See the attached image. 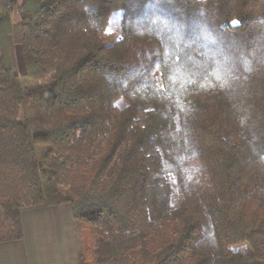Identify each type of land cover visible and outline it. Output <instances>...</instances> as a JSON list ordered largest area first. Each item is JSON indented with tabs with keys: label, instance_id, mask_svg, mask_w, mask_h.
Instances as JSON below:
<instances>
[{
	"label": "trees",
	"instance_id": "16d2710c",
	"mask_svg": "<svg viewBox=\"0 0 264 264\" xmlns=\"http://www.w3.org/2000/svg\"><path fill=\"white\" fill-rule=\"evenodd\" d=\"M21 1L0 4V243L67 203L78 264H262L264 0Z\"/></svg>",
	"mask_w": 264,
	"mask_h": 264
},
{
	"label": "crops",
	"instance_id": "0c3cea01",
	"mask_svg": "<svg viewBox=\"0 0 264 264\" xmlns=\"http://www.w3.org/2000/svg\"><path fill=\"white\" fill-rule=\"evenodd\" d=\"M20 219L23 237L0 243V264H78L68 204L25 208Z\"/></svg>",
	"mask_w": 264,
	"mask_h": 264
},
{
	"label": "rangeland",
	"instance_id": "374dc122",
	"mask_svg": "<svg viewBox=\"0 0 264 264\" xmlns=\"http://www.w3.org/2000/svg\"><path fill=\"white\" fill-rule=\"evenodd\" d=\"M3 12L8 16L12 22H17L20 20V10H21V0H13L12 5L9 6L7 0H0ZM121 20V11L115 10L110 16L109 26L105 29L104 38L105 40L117 38L119 36V22ZM8 48L10 53V59L12 68L15 74L23 75L26 72V65L24 60V54L22 46L18 43L13 42L12 38L8 39ZM171 200L172 206L175 213H178L182 209L181 196L176 189L175 184L171 181ZM67 204V203H65ZM200 212L199 209H197ZM181 213V212H180ZM201 217L203 214L200 212ZM264 264V261L262 262Z\"/></svg>",
	"mask_w": 264,
	"mask_h": 264
},
{
	"label": "snow or ice",
	"instance_id": "6c2138e0",
	"mask_svg": "<svg viewBox=\"0 0 264 264\" xmlns=\"http://www.w3.org/2000/svg\"><path fill=\"white\" fill-rule=\"evenodd\" d=\"M233 23H236V21H233Z\"/></svg>",
	"mask_w": 264,
	"mask_h": 264
}]
</instances>
